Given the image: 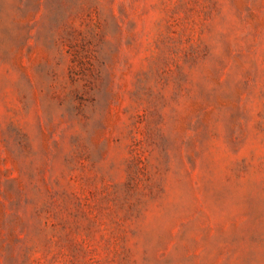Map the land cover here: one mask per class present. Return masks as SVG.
I'll return each mask as SVG.
<instances>
[{
    "label": "rangeland",
    "instance_id": "rangeland-1",
    "mask_svg": "<svg viewBox=\"0 0 264 264\" xmlns=\"http://www.w3.org/2000/svg\"><path fill=\"white\" fill-rule=\"evenodd\" d=\"M0 264H264V0H0Z\"/></svg>",
    "mask_w": 264,
    "mask_h": 264
}]
</instances>
